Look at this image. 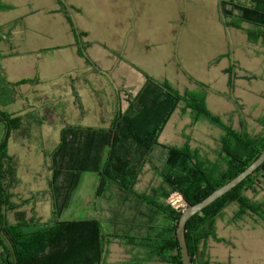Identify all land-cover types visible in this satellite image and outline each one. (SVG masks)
<instances>
[{
    "label": "rangeland",
    "instance_id": "374dc122",
    "mask_svg": "<svg viewBox=\"0 0 264 264\" xmlns=\"http://www.w3.org/2000/svg\"><path fill=\"white\" fill-rule=\"evenodd\" d=\"M4 1L12 9L0 16L1 23L18 19L24 22L13 33L19 38L14 42L15 50L20 54L34 52L29 57L32 65L17 68L31 81L20 88L21 96L17 98L21 109L25 107L31 114L28 131L24 135L18 132L9 141L11 156L18 161L19 185L13 192V200L21 205L19 210L26 218L51 220L52 172L45 155L59 145L61 131L67 126L108 128L116 115L124 113L117 112L108 127L104 120L96 119V111H101L97 103L109 91H104L105 87L95 90V102L83 94H80L82 102L79 97L74 101L69 95L72 86L79 90L80 78H88L90 85L118 83L119 78L113 80L114 73L106 71L120 61L125 50L126 54H132L133 58L128 59L135 66L129 70L121 61L116 68L118 77L131 72L133 77L145 78L144 85L147 77L167 81L181 94L187 92L203 99L206 109L234 131L245 130L252 136L262 132L259 119L264 117V46L250 43L241 31L221 24L219 0H131L129 4L127 0ZM38 18L47 22H35ZM29 25L36 28V33L30 32ZM77 32L85 36L77 39ZM74 37L77 55L67 46ZM87 58L104 75L94 80V75L84 74V70L94 66ZM13 62L4 64L9 72L11 68L15 71ZM9 75L12 78V73ZM134 86L137 84L132 80ZM123 89L126 88L118 91ZM140 90L133 88L130 96L127 90L119 94L130 104ZM10 98L11 90L0 92V108L8 113L14 108ZM223 135L220 127L181 103L160 134V145L148 157L151 164L142 167L132 191L110 183L104 187L105 193L98 194V174L83 173L61 219L69 222L96 219L102 231L111 236L163 238L170 222L148 202L157 199L154 192L168 189L160 176L169 153L164 147L187 148L204 166L221 174L226 169L221 147ZM3 138L6 139V134L1 125L0 142ZM247 195L264 202V189L257 195L251 191ZM171 199L176 200V194L169 189L158 200L170 203ZM235 210V206H230L216 220L220 241H208L207 259L211 264H264V222L248 217L242 222H233ZM149 218L151 222H146ZM9 219L12 224L17 221L14 214ZM69 236L74 237V232L66 238ZM111 239L114 247L107 246L101 264H137L136 257L143 258L141 248ZM55 252L54 249L45 255L53 254L56 258ZM47 263L44 257L36 262Z\"/></svg>",
    "mask_w": 264,
    "mask_h": 264
},
{
    "label": "trees",
    "instance_id": "16d2710c",
    "mask_svg": "<svg viewBox=\"0 0 264 264\" xmlns=\"http://www.w3.org/2000/svg\"><path fill=\"white\" fill-rule=\"evenodd\" d=\"M10 9L0 2V11ZM218 12L224 27L242 31L250 43L264 46V0H220ZM18 23L0 26V42L3 41L1 31ZM76 35L77 39L85 36L79 32ZM5 57L0 52V62ZM87 61L96 66L90 59L87 58ZM147 79L130 101L128 109L116 115L108 128L67 126L61 131L59 145L45 155L52 172L49 182L52 217L49 222L26 218L25 213L19 210L21 205L13 200V192L19 185L18 161L9 154V141L24 124L22 117L0 108V126L4 127L6 134V139L0 142V264H36L42 257L49 264H101L110 238L141 248L144 251L141 263L183 264L176 238V227L182 212L234 179L260 156L264 150V117L259 119L262 132L256 136L245 130L234 131L206 109L203 99H196L187 92L183 95L167 81ZM28 83L31 81L8 82L0 65V92L5 87ZM181 103H185L187 110L197 112V115L223 130L221 147L226 169L217 174L214 168L199 162L193 151L164 147L169 153L160 176L168 189L154 192L157 199L148 202L170 222L163 238L111 236L102 231L96 219L82 222L61 219L71 204L83 173L98 174V194L105 193L104 187L110 183L132 191L142 167L151 164L148 157L160 145V134ZM235 105L240 109L237 101ZM169 189L176 194V200L160 202L158 199ZM263 189L264 165L188 222L186 237L193 264H211L205 253L207 243L210 239L220 241L216 220L230 206L236 207L233 222H242L247 217L264 222V202L247 195L249 191L257 195ZM12 214L17 217L15 224L10 223L9 216ZM146 222H151V218ZM73 232L74 237L66 238ZM64 238L67 242H60ZM54 249L57 251L54 253L56 258L53 254L45 255Z\"/></svg>",
    "mask_w": 264,
    "mask_h": 264
},
{
    "label": "crops",
    "instance_id": "0c3cea01",
    "mask_svg": "<svg viewBox=\"0 0 264 264\" xmlns=\"http://www.w3.org/2000/svg\"><path fill=\"white\" fill-rule=\"evenodd\" d=\"M0 2L9 6L4 0H0ZM130 2H132V1L127 0L128 4ZM219 2H220V0H219ZM218 6H219V4H218ZM10 10L0 11V16L4 15L5 13L10 12ZM218 11H219V7H218ZM12 22H19V23L13 28L7 27L3 31H1V34H2L1 36L3 38V41L0 42V52L2 54H4L6 57L0 62V65L4 70L7 81L14 84V83H17V82H20L23 80H27L28 77H25L23 75L24 73H21L19 70H17V68L19 69V68H24L26 66H30V64L32 65L33 62H30L29 57H31L34 52L33 51H26L25 53L20 54L15 50L16 47H14V42L16 43L17 41H19V38H18V36H16L13 33H15V30L18 27L23 26L24 22H22L21 19L10 21V22H5V23H1V21H0V26H5V25H8ZM35 22H47V21H45V19H43V18H38L37 20H35ZM66 22H68V21H66ZM29 26L30 27L28 29H30V32L36 33V28L32 25H29ZM243 34L247 37V35L245 33H243ZM71 35L73 36V34H71ZM22 38L23 37H21V39ZM75 41L76 40L74 37L72 39V41H70L67 46L72 48L75 55H77L76 54L77 49H75ZM125 51H124L123 57L119 58L120 61H118V63L116 65H113L112 67H110V69H107V71H106L108 74L114 73L113 80L119 78L118 83H116V81L113 82V84H110V82H108L106 84L107 86L106 85L103 86L100 84L98 85V83L96 81H94L97 84H91L90 85L88 78H80V82H79L80 84H78L79 90H77L75 86H72L73 89H70V95L69 96H72V100L76 101V97H79L80 100L81 99L83 100V96H86L89 98V100H92L94 102L96 99L95 95H94L95 90L97 91L98 89H102L103 87H105L104 91L109 90L106 94L107 96L104 95L105 97L102 98L101 102L97 103L98 106L101 107V111H96V115H95L96 119L104 120L107 127L109 126V124L111 123L113 117L115 116V114L117 112H119V111L125 112L127 110V108L129 107L128 102L126 100H124V98L122 97L121 94H119V92H122L123 90H127V95H129V96L133 95L132 93H130V90H132L133 88L134 89L137 88V90L138 89L140 90L146 81L145 78H143V80H142V78H141L142 76H135V77L131 76V72H129V75L127 72V74L124 73L122 75V77L121 76L118 77V74L116 72L117 71L116 68H118V66L121 65V61L124 62V64L128 67L129 70L134 69L133 66H135V65H131L132 63L128 59V58H131V59L133 58L132 54L128 55V54H126ZM121 59H123V60H121ZM12 60L14 61L12 65L15 67V71L12 68L10 69V72L12 73V78H11L9 75V74H11L9 72V68L8 67L5 68L4 64L6 61H12ZM63 64H65V60L63 61ZM95 65H96V63H95ZM83 73L87 74V75H94L95 76L94 80L97 78V76L104 75L102 73V69L100 67H98L97 65L95 67L94 66L89 67L88 69L84 70ZM140 73L142 74L141 70H140ZM140 73H139V75H141ZM116 74H117V76H116ZM132 80H134L136 82L137 86L132 87ZM25 85H21L18 87H5L6 90H11V98L9 99V102L14 107L13 111L9 114L22 117L23 124H24L23 128L20 131L14 132L11 137H15L18 132H20L23 135L27 134V131H28L29 120H30L31 114L29 113V109H27L25 107H24V109H21V106H20L21 103H19L17 101V98H19L21 96L20 95V88L24 87ZM121 88H126V89L118 91ZM80 94H83V96H81ZM127 95H126V97H127ZM82 100H81V102H82ZM80 116H81V114H80ZM40 123H41V121H40ZM47 123H50L49 119H47ZM88 127H93V128L99 127L100 128V126H93V125H90ZM102 128H105V127H102ZM9 154L11 155L10 145H9ZM113 247H114V244L111 243L109 245V248H113ZM136 258L137 259L135 260V262L137 264H141V257L139 256V258H138V256H137Z\"/></svg>",
    "mask_w": 264,
    "mask_h": 264
},
{
    "label": "water",
    "instance_id": "95a60500",
    "mask_svg": "<svg viewBox=\"0 0 264 264\" xmlns=\"http://www.w3.org/2000/svg\"><path fill=\"white\" fill-rule=\"evenodd\" d=\"M262 165H264V150L250 166H248L243 172H241L234 179H232L222 187L213 191L209 196H207L202 201L196 204L189 205L184 209L178 220V224L176 227V238L179 243L183 264H193L192 258L189 253V247L187 244V237H186V228L188 222L194 216L202 213L213 203L217 202L220 198L233 191L243 181H245L248 177L253 175Z\"/></svg>",
    "mask_w": 264,
    "mask_h": 264
}]
</instances>
